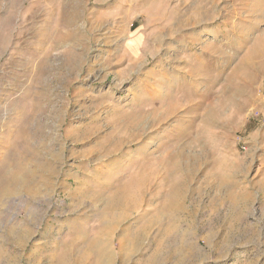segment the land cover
<instances>
[{
    "label": "rangeland",
    "instance_id": "374dc122",
    "mask_svg": "<svg viewBox=\"0 0 264 264\" xmlns=\"http://www.w3.org/2000/svg\"><path fill=\"white\" fill-rule=\"evenodd\" d=\"M0 264H264V0H0Z\"/></svg>",
    "mask_w": 264,
    "mask_h": 264
}]
</instances>
